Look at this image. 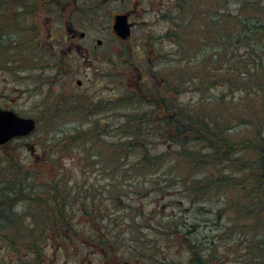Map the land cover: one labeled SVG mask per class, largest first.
I'll list each match as a JSON object with an SVG mask.
<instances>
[{
  "label": "trees",
  "instance_id": "1",
  "mask_svg": "<svg viewBox=\"0 0 264 264\" xmlns=\"http://www.w3.org/2000/svg\"><path fill=\"white\" fill-rule=\"evenodd\" d=\"M187 4L191 0H180L176 8ZM173 12L168 36L177 65L168 81L144 83L143 95L128 91L124 102L122 96L111 102L143 109L122 114L119 123L108 118L105 126L99 117L58 133L47 127L54 158L45 164L55 166L54 173L29 168L10 150L0 160V264L232 262L220 257V246L240 255L234 260L239 264L258 260L244 245L251 239L242 238V247L220 239L210 246L207 236H194L196 225L188 218L214 196L242 195L241 184L253 176L247 167L230 174L251 146L231 134L237 124H255L264 150V2L242 0L236 10L202 12L209 18L202 26L194 20L197 13L179 18ZM181 21L187 24L177 33ZM189 37L196 39L188 42ZM211 88L216 92L210 94ZM179 93L187 95L186 102L176 98ZM195 93L199 100L190 98ZM253 95H260L262 105L244 103ZM213 104L225 106V115ZM43 120L36 118L34 132L42 130ZM70 156L75 162L68 167ZM227 208L226 201L219 216Z\"/></svg>",
  "mask_w": 264,
  "mask_h": 264
},
{
  "label": "rangeland",
  "instance_id": "2",
  "mask_svg": "<svg viewBox=\"0 0 264 264\" xmlns=\"http://www.w3.org/2000/svg\"><path fill=\"white\" fill-rule=\"evenodd\" d=\"M241 1L191 0L192 4H187V9L180 7L181 13L174 11L173 14L179 18L182 16L186 18L185 15L197 13L194 20L196 24L202 26V23L209 19L202 12L206 11L207 15H212L219 8L236 10ZM62 16L59 20L50 22L36 31L0 30L2 31L0 33V108H12L24 116L46 119L41 123L42 130L1 145L0 160H4L7 151L10 150L9 154L19 157L25 164L29 163V168L33 170L39 168L38 170L42 169V171L45 169L49 174L54 173L56 169L49 163L45 164L46 159L54 158L53 148L50 146L52 141H49L44 134L47 127L58 133L62 129L73 128L76 125L92 124L91 120L99 117L104 120V126L108 124L107 121L105 122L108 118L111 123H119L124 119L122 114L133 112L135 107L143 109L142 106L135 104L125 108L124 104L121 105V102L125 101L124 95L128 94V91H135L137 94L142 92L143 95L147 88L144 83L163 86V82L168 81V71L174 64V67L177 65L172 56L175 53V42L168 36L170 33L168 27L172 22L168 20V15L157 13L130 15L135 21V27L133 34L125 41L114 36L111 14H63ZM75 17L78 24L75 22ZM66 19L85 29L87 37L84 39L65 37L67 30L63 22ZM185 25L183 22L177 33L182 32ZM186 31L188 32L186 35L191 33V29ZM9 33L13 40L9 37ZM96 38H101L103 44L96 47ZM194 39L196 38L189 37L188 42ZM74 41L93 50L88 54L89 59H86L87 54L70 46ZM53 63H60L61 69L69 68L72 64L73 69L70 75L57 74L51 67ZM78 78L83 80L81 86L76 83ZM182 87L183 84L180 88ZM216 90L211 88L209 92L213 94ZM260 95H253L255 97L245 99L244 103L262 105ZM114 96H122L123 100L114 105L111 103L116 101ZM190 96L200 99L196 93ZM176 98L186 102L187 95L179 93ZM117 104L120 106L116 107ZM213 109L224 115L227 111L225 106L217 104H213ZM51 115L55 119L54 122L51 120ZM236 126L231 134L237 140H250L251 146L244 151L245 155L239 160L240 165L234 167V172L231 171L230 174H235L239 167H247L246 169L249 170H245V173L253 175L254 178L250 176L241 184L242 195L238 194V191L236 193L228 191L222 201L214 196L215 199L202 204V209L195 208L194 211L199 210L198 214L192 213L188 219L196 225L192 228L197 229L194 236L201 240L207 236V244L210 242V246L213 241L218 242L220 239L221 242L229 241L235 247H242L243 244L238 245L242 238L251 239V242L244 245L254 251V257L258 259L254 264H264V185L257 182L260 175L264 181V150L261 149L260 153L261 144L255 124L240 123ZM262 136H264V128L260 137ZM34 157L37 158H35L36 164L31 163ZM74 162V156L65 159L68 167ZM221 164L222 168H225L222 169L224 172L227 169L226 163L221 162ZM252 186H256L255 189L259 191L252 190ZM226 201L229 208L226 209V215L224 211L222 212L221 217L219 208L224 206ZM194 216H197L196 220ZM218 227L221 228L217 230ZM217 232L219 238L214 237ZM250 244L253 246L250 247ZM216 251L220 257L233 260L223 264H239L234 260L241 258L240 255L225 251L223 246ZM178 252L180 253L181 249Z\"/></svg>",
  "mask_w": 264,
  "mask_h": 264
},
{
  "label": "flooded vegetation",
  "instance_id": "3",
  "mask_svg": "<svg viewBox=\"0 0 264 264\" xmlns=\"http://www.w3.org/2000/svg\"><path fill=\"white\" fill-rule=\"evenodd\" d=\"M180 0H0V30L6 29H29L38 30L42 26L59 20L63 14H100L107 13L112 16V30L114 36L121 41L128 40L120 37L114 30L116 15L127 14L128 22L132 26V34L135 27V21L132 20V14L157 13L168 15V12L180 11L176 4ZM63 17V16H62ZM77 23V17H75ZM75 22L65 20L63 26H66L67 34L65 37H87V31ZM52 28V27H50ZM7 30V31H8ZM2 33V32H1ZM9 37L13 40L12 36ZM101 40V41H99ZM101 38H96V47L103 44ZM75 50L87 54L93 52L90 47L83 46L74 41L70 45ZM55 73L70 75L73 69L72 64L69 68L61 69L60 63L51 65ZM76 83L81 86L83 80L78 78Z\"/></svg>",
  "mask_w": 264,
  "mask_h": 264
},
{
  "label": "water",
  "instance_id": "4",
  "mask_svg": "<svg viewBox=\"0 0 264 264\" xmlns=\"http://www.w3.org/2000/svg\"><path fill=\"white\" fill-rule=\"evenodd\" d=\"M114 29L122 38H128L132 33L127 14H118L115 18ZM101 41V40H99ZM36 128V119L23 116L11 108H0V145L14 137L30 134ZM264 178V158H263Z\"/></svg>",
  "mask_w": 264,
  "mask_h": 264
}]
</instances>
